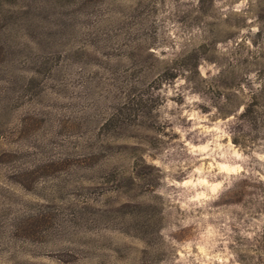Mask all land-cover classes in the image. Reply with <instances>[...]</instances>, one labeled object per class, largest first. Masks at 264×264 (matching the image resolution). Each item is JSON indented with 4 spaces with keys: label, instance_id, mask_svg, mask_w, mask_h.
Returning <instances> with one entry per match:
<instances>
[{
    "label": "rangeland",
    "instance_id": "obj_1",
    "mask_svg": "<svg viewBox=\"0 0 264 264\" xmlns=\"http://www.w3.org/2000/svg\"><path fill=\"white\" fill-rule=\"evenodd\" d=\"M0 264H264V0H0Z\"/></svg>",
    "mask_w": 264,
    "mask_h": 264
}]
</instances>
